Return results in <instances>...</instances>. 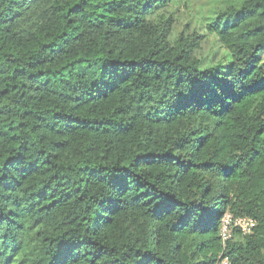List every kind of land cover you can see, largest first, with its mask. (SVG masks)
<instances>
[{"label":"trees","instance_id":"obj_1","mask_svg":"<svg viewBox=\"0 0 264 264\" xmlns=\"http://www.w3.org/2000/svg\"><path fill=\"white\" fill-rule=\"evenodd\" d=\"M193 1L0 0V264H264V0Z\"/></svg>","mask_w":264,"mask_h":264},{"label":"rangeland","instance_id":"obj_2","mask_svg":"<svg viewBox=\"0 0 264 264\" xmlns=\"http://www.w3.org/2000/svg\"><path fill=\"white\" fill-rule=\"evenodd\" d=\"M207 3V0L193 1L187 7L174 4L169 8V12L174 13L175 25H177L175 29H181L183 27H189V29L195 28L200 34H203L198 50L200 56L206 58L208 62L228 60L229 53L227 50L220 46L214 35L208 34L205 31L203 17ZM262 56L264 57V54Z\"/></svg>","mask_w":264,"mask_h":264},{"label":"built area","instance_id":"obj_3","mask_svg":"<svg viewBox=\"0 0 264 264\" xmlns=\"http://www.w3.org/2000/svg\"><path fill=\"white\" fill-rule=\"evenodd\" d=\"M255 226V220L249 216L233 217L229 212H226L221 218L220 236L223 242L227 241L232 236L233 229H239L243 234H248ZM214 264H230L228 256L219 255Z\"/></svg>","mask_w":264,"mask_h":264}]
</instances>
